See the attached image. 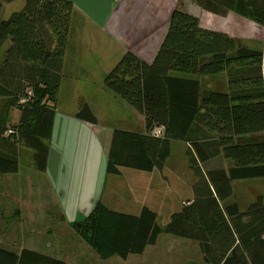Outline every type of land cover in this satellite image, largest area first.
<instances>
[{
    "label": "trees",
    "instance_id": "1",
    "mask_svg": "<svg viewBox=\"0 0 264 264\" xmlns=\"http://www.w3.org/2000/svg\"><path fill=\"white\" fill-rule=\"evenodd\" d=\"M11 2L12 0H0ZM224 16L233 11L264 26V0H192ZM212 4V5H210ZM70 0H24L18 11L0 19V173L19 169L21 148L30 149L44 170L71 13ZM226 76V88L203 79ZM103 85L140 113L145 131L114 129L106 172L120 168L161 169L172 141L187 145L195 178L193 198L164 225L143 206L128 214L97 202L71 226L101 259L142 254L168 234L196 241L207 264H264V198L244 210L227 202L232 182L264 178V49L239 45L226 32L204 28L199 18L173 9L153 60L146 63L126 51L106 74ZM18 121L8 126L10 111ZM75 117L96 124L87 104ZM163 127L154 136L155 127ZM222 157L227 165L213 166ZM0 264H67L32 249L0 247Z\"/></svg>",
    "mask_w": 264,
    "mask_h": 264
},
{
    "label": "crops",
    "instance_id": "2",
    "mask_svg": "<svg viewBox=\"0 0 264 264\" xmlns=\"http://www.w3.org/2000/svg\"><path fill=\"white\" fill-rule=\"evenodd\" d=\"M71 1L74 8L71 13L56 105L60 100L59 97H66L70 102L77 103L73 109L70 107L71 111L57 109V106L55 108L44 170L37 169L35 162L32 161V152L26 151V164H19L16 173H0V200H5L7 195L11 194L9 181L12 177L23 172H26L30 178L26 181L28 198L36 193V178L39 177L41 180L42 177L49 186L48 203L40 201L36 202L34 206L28 204L17 208L13 213L16 218L22 222L33 220L32 224L40 222L41 219L43 222L45 219L47 220L49 212L46 209L49 206H57L61 213L59 219L63 223H60L54 230L49 227L50 225H45L44 230L50 232L48 236L39 234L30 240H20L18 236L15 237L13 234L12 238L6 229L4 233L3 228L0 247L15 252H19L22 248L32 249L60 259L67 264H107V259H101L79 237L71 226L72 222L82 220L98 201L110 209L128 214H138L141 208L146 206L157 213V218L163 212L171 215L179 211L185 202L193 198L192 186L195 178L188 167V160L187 168L192 174V179L187 176L188 179L181 181L177 175L171 176V173H179L167 169L177 164V161L170 159L171 145L169 156L161 169L141 171L122 167L119 169V174L107 173L106 156L113 130L122 129L143 133L145 131L144 118L133 108L134 112L130 108L127 109L123 100H118L119 97L117 98L111 91L104 88L103 76L106 72H103L100 79V86L103 89L102 98L104 95L113 97L117 101L118 108H121L125 114L113 122L118 127L109 125L107 119L110 117L105 115L107 111L102 114L99 109L95 111L92 107L93 101H98L95 95L99 92L93 90L89 96H85L80 84L87 81H97L96 74L106 70V66L115 64L126 51H130L144 62L150 63L167 28L173 9L182 3H180L181 0ZM198 7L201 8L202 6L199 5ZM180 8L197 16L202 27L213 29V25L207 26L202 23V11L197 13L187 7ZM203 11L210 13L212 20L213 15L221 16L205 9ZM86 39L94 40V51L99 50L110 56L107 64L96 63V68H92L87 63L83 52H81L89 44L85 43ZM5 48L6 45L0 48V63ZM92 71L94 72L92 73ZM81 103L87 104L96 117V124H90L75 117L78 104ZM1 104L2 99H0V108ZM11 116H13V122L18 121L16 110L10 111ZM184 145L187 150V145L185 143ZM22 166L26 167L27 170L22 172ZM33 177L34 179H32ZM179 178L180 181H178ZM184 191H186V195H182ZM105 193L107 194L106 197ZM118 193H127V195L121 196ZM37 196L41 198L40 194ZM29 199L31 200V198ZM5 205V203L0 202V228L6 223L2 215V209ZM37 208L40 209L39 212ZM78 218L80 219L78 220ZM14 230L18 231V229ZM166 235L168 234L159 235L155 244L147 246L142 254L129 255L124 259V263L194 264L193 262H196L197 258L198 263L207 264L203 261L196 241ZM160 244H163L167 249H159ZM182 248L187 252V256L181 254Z\"/></svg>",
    "mask_w": 264,
    "mask_h": 264
},
{
    "label": "rangeland",
    "instance_id": "3",
    "mask_svg": "<svg viewBox=\"0 0 264 264\" xmlns=\"http://www.w3.org/2000/svg\"><path fill=\"white\" fill-rule=\"evenodd\" d=\"M183 2L185 3L183 4ZM23 3H24V0H12L11 2H6V3L2 1V5L0 7V19H6L10 15V13H12L13 11L20 10L23 6ZM180 3H182V5H179L178 7H187L189 8V10H193L197 13L202 11L201 12L202 23H204L207 26L213 25L214 30H220V31L226 32L231 37L236 39L239 45H243L248 48L264 49V26H260L254 23L253 21H251L250 19L243 17L233 11H228L227 14L224 16H214L213 15V20H212L210 13L206 11L204 12L203 11L204 9L202 7L201 8L198 7L200 5L198 2H194L192 0H188V1L181 0ZM85 43H89V44L83 50H81V52H83V56L85 57L87 63L90 64L92 68H96V63H103V64L106 63L107 64V60L110 59V56L108 54L106 55L105 53L100 52L99 50L94 51L93 49L94 40L86 39ZM114 65L115 64H113L112 66H106V70L100 71V74L97 73L96 74L97 81H87L80 85H82V89H83L82 91L85 96H89L93 90H97L99 92L97 95H95L98 101H93V104H91L92 107L95 109V111H98L99 109V111H101L102 114L105 113V111H107L105 115L110 117V119H107L109 121V125L118 127L113 122L116 119H119L125 116V114L123 113L121 108H118V106L116 105L117 101L113 97H109V95H104L102 98L103 89H101V86H100V83H101L100 79L103 75V72L104 73L106 72L105 73V76H106V74L111 70V68ZM93 72L94 71H92V73ZM66 80H69V79L66 78ZM203 82L206 85H209L212 87L226 88V76L224 73L218 76L217 75L211 76V78L203 79ZM78 83H79V80H78ZM59 99L61 101L59 100L58 105H56L58 107L57 109H62V110L65 109V111H71L75 107V103H77V102H73V103L70 102L69 100L66 99V97L65 98L59 97ZM118 100H121V99L118 98ZM66 104H69V105L66 106ZM79 105L80 104H78V108H79ZM125 106L127 109L130 108L134 112V110L127 103L125 104ZM78 108L76 111H78ZM14 123L16 122H13V116H11L7 122V125L12 126ZM124 125L126 126V124ZM171 148H172V151H171L170 159L171 161L173 160L177 161V164H176L177 166L175 165L174 167H168L167 169L179 172V173L175 172V174L171 173V176L175 177L177 175L178 177L181 178V181H185V179H188L187 176H189V178L192 179V174L190 173V171H188V168H187V156L185 155L186 149H185L184 143L180 141H172ZM20 150L21 152H20L19 164L24 165L26 164V161H27L25 152L26 151L32 152V150L23 149V148H21ZM32 161L34 163L33 152H32ZM227 162L228 160L222 159V157H216L213 159V166L220 167L222 165H227ZM21 169H22V172L27 170V168L24 166H22ZM180 178L178 179V181H180ZM32 179H34V177ZM36 179H37L36 193L32 194V197H29L31 198V200L28 198L29 194L27 192L28 190H27V184H26V181L30 180V178L29 176H27L26 172H23L18 176L12 177L11 181H9L10 183L9 192L11 194H8L5 200H0V202L6 204L4 208L2 209V215L6 223L4 224V226H2V228H0V237H3L2 230L4 228V233L6 232V230L9 231V233L11 234L10 237H12V234H13L15 235V237L18 236L20 240H24V239L30 240V238L39 236V234L43 236L45 235L48 236L50 232H47L44 230L45 225L47 226L50 225L49 227H51V229L54 230L60 225V223H63L59 219L61 213L60 211H58L57 206L55 207L49 206L46 209V211H49V212H48L47 220L45 219L43 222H42V219L40 220V222L33 223V224H32L33 220L30 222L28 221L22 222L21 220L16 218V216H14L13 213L15 212L17 208L23 207L28 204L34 206L36 202H40V201H43L44 203L46 202L48 203L49 201L48 197L50 196L49 186L46 183V181L42 179V177H41V180L39 179V177ZM232 186H233V196L227 202L232 201V202L237 203L240 210H244L248 206V204L251 203L258 196H261L262 198H264V178L236 180L232 182ZM39 194L41 195V198H38L37 195ZM106 195L107 194L105 193V197ZM118 195L126 196L127 193L125 194L118 193ZM182 195H186V191L182 192ZM126 200H129V199H126ZM26 201L27 203H25ZM37 209L39 212L40 209L39 208ZM169 217H170L169 214L163 212L162 214L158 215L157 223L160 226L164 225L168 221ZM79 219L80 218H78V220ZM14 229H18V231L16 232V230ZM159 249H167V248H165L163 244H160ZM181 254H184V255L187 254L184 248H182ZM195 261L196 262H193L194 264H204L202 262L198 263L197 258ZM106 263L107 264H127V263H124V260H121L118 257L107 259Z\"/></svg>",
    "mask_w": 264,
    "mask_h": 264
},
{
    "label": "built area",
    "instance_id": "4",
    "mask_svg": "<svg viewBox=\"0 0 264 264\" xmlns=\"http://www.w3.org/2000/svg\"><path fill=\"white\" fill-rule=\"evenodd\" d=\"M162 131H163V127H162V126L155 127V128L151 131V134L154 135V136H161Z\"/></svg>",
    "mask_w": 264,
    "mask_h": 264
}]
</instances>
